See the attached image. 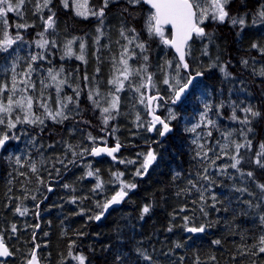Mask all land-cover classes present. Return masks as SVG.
<instances>
[{
	"label": "trees",
	"instance_id": "1",
	"mask_svg": "<svg viewBox=\"0 0 264 264\" xmlns=\"http://www.w3.org/2000/svg\"><path fill=\"white\" fill-rule=\"evenodd\" d=\"M263 1L232 0L228 5L230 15L244 16L246 26L242 31L239 25L232 26L227 21L217 24L208 20L203 25L205 31L212 34L207 51L212 52L215 59L202 54L204 44L201 40L194 38L190 42L192 48L191 55L187 56L188 62L193 72L200 71L203 75L196 81V89H191L179 106H172L176 119H170L173 126L171 134L161 141L158 136L150 134L146 126V112L142 119L140 117L145 125L144 138L134 135L122 137L120 142L111 140L122 144L118 156L123 159L128 160L133 155L131 150L127 151V146L136 145L135 155L152 151L156 160L147 172L141 167L142 175H136L138 169L133 166L129 183L136 187L127 189V196L107 211H103V205L115 195L114 188L121 179V170L125 168L126 173L131 162L114 163L110 159H95L91 155L95 139L98 136L103 138L107 130L102 123L96 125L102 122L103 116L88 99L83 81L78 96L77 91L70 93L67 88L60 89L62 95L72 97L70 106L76 109L60 123L45 118L43 125L22 122L9 130L7 120L15 121L16 116H23V112L13 106L5 124L0 125V134L6 132L16 137L7 142L6 150L0 151V233L13 253L3 264H28L37 246L41 264H79L75 258L78 256L85 257V264H264V253L259 252V248L264 246L259 243L264 236V224L259 219L264 215V200L261 198L264 193L258 187L264 184V169L255 164L259 145L264 143V76L260 75L264 69V55L252 47L255 43L263 48L264 24H252ZM102 2L91 0L90 6L96 10ZM68 3L69 7L65 8L61 0H52L47 8L38 10L43 0H24L22 13H6V28L0 24V40L4 30L12 37L19 34L23 38L17 40L7 54L0 53V87L7 85L11 89L13 72L3 61L13 52L15 74L18 71L28 72L30 64L33 69L29 79L35 88L29 85L25 92L33 99L35 115L44 114V109L39 106L41 102L51 108L50 101L57 94V83L48 77V71L59 73L64 70L62 65L65 67V63L59 60L56 45L52 43L54 36L58 39L56 31L82 35L92 27V21L76 16L73 0ZM235 4L238 10L233 12ZM125 7L129 8L128 12L123 10ZM142 11L148 13L150 9L145 5L132 8L125 0L110 3L105 16L112 22L109 24L111 32L133 28ZM52 13H55L54 28L45 31L43 20ZM141 33L148 47V60L145 62L138 58L141 64L146 65L147 74L154 78L159 47L165 50L166 61L176 64V57L157 41L158 38L149 39L148 35ZM42 38L49 41L44 50L37 47ZM51 53L55 54V64L49 61ZM38 54L44 58L32 62L31 57ZM196 57L207 60L206 65L197 64ZM244 60L248 61L247 65L242 63ZM213 64L216 66L213 67ZM68 65V71L79 76L83 74V65L74 58ZM166 65L165 62V78L169 79L172 68ZM221 66L227 68V72L231 71V75L225 77L219 70ZM186 75L182 70L181 76ZM16 79L19 80L18 77ZM162 93L169 102L172 94L167 89H162ZM11 94L9 90L4 91L0 102L5 104ZM47 95L50 96L49 101H45ZM205 103L211 105L212 111L207 115L215 122V127L202 125L197 129V133L205 134L200 140L204 150H213L208 152L207 161L196 155L200 151L192 143L196 134L187 130L199 122ZM221 103L224 107L217 111ZM235 104H239L240 108L252 106L261 113L251 124L253 131L247 138L251 147L241 148L237 156L241 160L237 168L245 174L249 182L247 185L232 177L237 175V169L230 167L226 156L228 146L232 147L228 142L229 133L232 134L237 127L230 118ZM236 111L241 113L239 108ZM140 114L141 111H138L137 116ZM125 117L118 118L120 122L116 128L120 129L117 130H125ZM209 130L212 131L211 137L206 136ZM69 145L72 151H68ZM213 159L215 164L211 163ZM59 160L64 163H59ZM33 164L37 169L35 173L31 171ZM205 167L212 183L199 178L204 175ZM89 171L92 176L87 175ZM248 172H252L253 176L249 177ZM190 180L204 190V201H201L197 188L189 184ZM97 184H100L99 188ZM49 188L52 191H48ZM212 195L216 197L215 202L211 199ZM213 203L215 207H212ZM17 206L22 210L27 208V213L23 216L17 213ZM145 206L149 207L147 214L143 213ZM201 207L207 215L201 212ZM102 212L101 218L96 220L95 216ZM184 217L189 218L188 226L204 225L205 231L187 232ZM13 224L15 232L12 231ZM216 240L220 244L213 243ZM178 244L180 247H177ZM145 255L150 259H144Z\"/></svg>",
	"mask_w": 264,
	"mask_h": 264
},
{
	"label": "snow or ice",
	"instance_id": "2",
	"mask_svg": "<svg viewBox=\"0 0 264 264\" xmlns=\"http://www.w3.org/2000/svg\"><path fill=\"white\" fill-rule=\"evenodd\" d=\"M119 0H103L102 5L94 10L91 7H89L88 0H74V7H75V14L78 17L87 19L89 15L96 17L98 20H100V23H103V17L105 16V10L109 7L110 3H118ZM126 4L130 5L132 8H136L137 6H143L147 5L150 11L148 12L147 16L145 17V30L148 34V38H158L159 42L163 44L164 46L171 48L175 51L176 56L178 57V60H176L175 69H176V77L175 84H171L169 79H164L163 83L165 85H168L169 88L173 89V95L170 98L172 104H177V102L181 101V97L185 96L189 92L190 89L195 90L197 87L196 81L198 77H201L203 75V72L196 71L193 72L190 66V63L186 60L187 56L191 55V48L192 42L195 39L199 40H205L207 39L209 42L212 40V34L207 33L205 31V28L202 26L206 23V21L211 20L213 23L217 24H224L226 21L229 22L232 26L239 25L241 28V31L246 26V21L244 16H237V15H230L228 5L232 3V0H125ZM243 2V0H242ZM24 0H0V24H3L6 28L7 26V20L3 19L6 16V13L17 11V14L19 13V9L23 6ZM52 3V0H43L42 5H38V10L43 7L47 8ZM61 3L65 8L69 7L68 0H61ZM51 11V9H49ZM125 12L129 11V8L125 7L123 9ZM247 15V13H245ZM55 13H52L47 19H44L43 22L46 25L45 31L48 29L54 28L55 20H54ZM43 19V17H42ZM253 25L257 24H264V4L259 6V10L255 14L253 20ZM170 26V30L166 32V29H168ZM17 27H25V25H18ZM128 32H131L133 35L128 36L125 33L124 29H121L120 35L128 41V44L135 43V46L141 50V53H145L147 51V48L145 46L146 42L139 40V33L136 32L135 28L127 29ZM97 32H101V29L98 27ZM41 37H43V33H40ZM23 39L22 36L17 34L15 37H12L9 35L7 30L3 31V39L0 41V53H7L9 49L12 47L14 43H16L17 40ZM74 41H69L67 45V51L65 52L66 56L72 55L71 45ZM53 46H55V42L53 41ZM96 43H99V39H97ZM49 44V41L47 39H41L37 43V47L39 48H46ZM253 48L259 50L262 55H264V49H261L257 44L252 45ZM80 55H78L76 58L83 61L85 59L84 57V49L85 45L84 43H80ZM203 55H208L207 52V46L205 45L203 51ZM136 53L134 51H130L127 46H124V51L121 53V59L120 64L123 65V69H118L120 72V75L123 76V80L120 79V76H116L114 79L109 81V84L115 86V92L118 93L123 90L124 88V81L129 80V77L132 75L140 76V84L138 87H136L134 90L139 92L140 88L144 87H152V75L147 74V67L142 66L138 69H132V67L129 65V60L133 59L135 57ZM43 59V55H34L31 57L32 62L37 61V59ZM63 58V57H62ZM143 60L146 62L148 60L147 55H143ZM243 64L247 65L248 61L244 60L242 61ZM166 64L168 67H172V61H166ZM213 67L216 65L213 64ZM15 67L16 65L13 64L12 66V86L11 89L7 88V85H4L3 87H0V94H2L5 90H9L12 94L7 97V105H4L2 102H0V114H8L11 115L13 111V106L15 105L16 108H19L21 112H23V116H16L15 121L12 119H8L6 126L9 130L16 127L17 123H28L30 125H36L44 124V119L49 118L54 123H60L65 119H68L69 116L66 114L64 109L67 108V104L62 103L58 100V107L56 110L51 109L46 103L41 102L39 106L44 109V114L41 115H35L33 113V99L32 97H21L18 100H13V96L15 93L19 90L21 92L25 91L28 86L30 85L33 89L35 88V85L32 84L31 80H24L21 81V83L25 84L24 89H18L17 88V79L15 74ZM183 70L184 73H186V76H181V71ZM220 72L224 74L225 77L229 76L230 74L226 71L225 67H220ZM33 71L31 64L29 65L28 72L23 73L25 77H29V74ZM60 71H63L61 69ZM99 71V70H97ZM147 74V78L145 80V75ZM261 76H264V69L260 72ZM58 73L54 72L53 70L48 71V77L56 81L57 80ZM87 79V77H85ZM59 83H64V81H59ZM60 89L57 87V92H59ZM79 93H77V96ZM97 95L99 93L97 92ZM111 96V100L107 101L109 106L103 107L101 114L104 117V123L107 124L108 120L113 118L111 116V112L113 110H118V102L119 97L116 96L114 93H109ZM27 100L26 110H25V104L24 100ZM68 102H72V97L66 98ZM88 99L93 102L94 105L99 107V101L95 100L93 98L92 93H89ZM148 105H151L153 100L162 99V97L159 96H149L146 98ZM141 103L145 102V98L142 97ZM241 104L243 101L240 102ZM78 107V103H77ZM224 107L223 103H221L217 107V111H219L220 108ZM205 111L200 115V120L196 124L192 125L191 128L187 129L188 131L196 134L195 139H193L192 143L196 144L197 147L200 149L196 153V155L203 161H207L208 159V152L213 151L212 149L204 150V145L200 143V140L204 138V133H197V129L201 128L203 125L204 127H215V122L208 118V112L212 111V107L210 104L205 103L204 104ZM239 108L240 111H242L245 115L243 119H240L236 116V110ZM107 114V115H105ZM261 116L260 111L254 110L252 106H246L243 108H240L239 104H235L232 107V115L231 119L233 121H239L241 124L247 125V132H252L253 129L251 127V124L254 119L259 118ZM43 117V118H42ZM169 117L170 119L174 120L176 119V115L169 110ZM139 119V117H137ZM5 124V118L4 116L0 115V125ZM161 125V128L156 129L155 125ZM148 131L155 130L159 136L164 137L167 133H169L172 129L169 125V120L167 119H161L159 116H156L153 114V119L149 123ZM242 134L245 136L244 143H235V149H236V156H231L230 159L234 161L230 165L231 168L239 169L237 168V165L241 163V160L237 158L239 156V150L244 147H251V141L247 139V135L242 130ZM231 135V133H229ZM207 137L212 136V131L209 130L206 133ZM16 137L10 136L8 133H2L0 134V150H6V144L9 140L14 139ZM91 139V137H89ZM120 145L117 144L116 147L108 149V148H94L91 152V155L97 156L100 155L101 152H106L107 155L113 156V153L118 151ZM224 147H227L225 145ZM68 151H72V146H68ZM201 153H203L201 155ZM73 155L75 156L76 153L73 151ZM257 159L255 160V164L260 167L261 169H264V159H261V157H264V143H261L259 145V151L256 153ZM115 158V157H113ZM219 158V157H217ZM156 160V155L154 152L149 151L144 156V159L142 161L141 167L144 170V172H147L148 168L153 164V162ZM16 162L20 163L19 156L16 157ZM59 163H64L63 160H59ZM74 163V161H72ZM123 163V161H121ZM212 164H215V160H211ZM31 171L35 173L37 171L35 164L31 166ZM59 170H57L58 172ZM208 169L207 167L204 168V175L200 176L199 178L205 181H208L209 183H212L210 177L207 175ZM88 176H92L93 173L89 171L87 173ZM120 174H118L119 176ZM136 175H142L141 171H137ZM247 175L249 177L253 176L252 172H248ZM39 180V177H37ZM43 183V181H40ZM189 184L192 186V188H197L196 183L193 181H189ZM67 187V185H65ZM100 187V184H97V188ZM135 184H123L120 191L116 192L114 196H112L111 200L108 201L103 205V211H107V209L113 205L120 203L124 197L127 196V191L125 189H132L135 188ZM258 187L261 189V192L264 193V184L258 185ZM48 191H52L51 188L48 189ZM197 191L200 192V199L201 201H204V190L197 188ZM251 195V193H250ZM264 199V196L261 197ZM35 199V197H33ZM211 199L215 202L216 197L215 195L211 196ZM258 206V205H257ZM212 207H215V203L212 204ZM201 212H204L205 215L207 213L205 212L204 208L201 207ZM15 211L19 213L20 215H25L28 211L27 208H24L23 210L21 207L17 206ZM149 212V207L145 206L143 208V213L147 214ZM96 215L95 219L99 220L101 218V215ZM188 217H184L185 220V229L189 233H203L205 231V226L201 225L199 227L196 226H188ZM262 224H264V215H261L259 217ZM12 231H16L15 224L12 225ZM171 231V228L169 229ZM215 244H220L219 240L213 241ZM260 245H264V236L260 238L259 241ZM38 247V246H37ZM177 247H180L178 244ZM259 252L264 253V246H261L259 248ZM13 255L3 243L2 240H0V257L7 258L9 256ZM79 264H85V257L78 256L75 257ZM144 259L148 260L150 257L147 255L144 256ZM214 259V257H213ZM28 264H38L37 257L35 250L32 252V259L28 262ZM198 264V262H197Z\"/></svg>",
	"mask_w": 264,
	"mask_h": 264
},
{
	"label": "rangeland",
	"instance_id": "3",
	"mask_svg": "<svg viewBox=\"0 0 264 264\" xmlns=\"http://www.w3.org/2000/svg\"><path fill=\"white\" fill-rule=\"evenodd\" d=\"M69 1V0H68ZM89 2V7L91 4V0H88ZM264 4V1L261 2V5ZM73 8L75 10L74 7V0H73ZM238 10V5L235 4L232 6V11L236 12ZM259 10V9H258ZM19 13H22L21 8L18 10ZM115 11V9L113 10ZM114 13V12H113ZM148 13L142 11L140 13V17L137 21V23L135 24V26H133V28H135L136 32L139 33V40L143 41L140 33L147 36V32L145 30V17L147 16ZM254 18V17H253ZM6 19V16L3 18ZM88 20L92 21V27L91 29H89L87 32H85L82 35H69L68 33H63L62 31H56V35L58 36V39L54 36L53 37V41L55 42V47L58 49V57L59 60H61L62 63H65V67L64 65L63 71H60L58 73L57 76V86L59 87V89L61 88H67L69 90V92L71 93L72 91H77V93L80 94V88H81V80L83 81L86 90L89 93H92L93 98L97 101H99V107H97L100 111H102L103 107L109 106V104L107 103V101L111 100V96L109 95V93H114L116 96L119 97V102H118V110H113L111 112V116L113 118L108 120V123L105 124L104 123V117L102 122H98L96 123V125H99L102 123L103 126L105 127V129L107 130V132H105L103 134V138L102 136H98V138H96V144L94 145V147H96L98 145L97 142H106L108 143L107 140H109L110 142H112V139H115V142L118 141L120 142V140L122 139V137L124 138H130L131 136H138L141 138H144V130H145V125L140 121V117L142 119V115L145 114L147 112V103L146 101L144 103H141V99L142 97L145 98V91L144 88H140V91L137 92L134 89L136 87L139 86L140 84V76L137 75H132L129 77V80L124 81V88L122 91L116 93L115 92V86L109 84V81L114 79L116 76H120V79L123 80V76L120 75V72L118 71V69H123V65L120 64V59H121V53L124 51V46H127L128 49L130 51H134L136 53L135 57L131 60H129V65L132 67V69H138L141 68L142 66H145L143 64L140 63L139 58H142L143 55H146L145 53H141V50L139 48H137L135 46V43L133 44H128V41L125 40L121 35L120 32H111L110 28V23H112L111 21H109V17L104 16L103 19V23H100V20H98L96 17H93L91 15H89V17L87 18ZM101 29V32H97V28ZM125 30V29H124ZM126 35L131 36L133 35L131 32H127V30H125ZM262 42L261 44L263 45L264 49V29L262 31ZM97 39H99V43H96ZM159 39H157L158 41ZM2 41V39L0 40ZM69 41H74L71 45V50H72V55L71 56H66L65 52L67 51V45ZM146 41V40H144ZM200 42H202L204 45L202 46L203 49L205 47V45L207 46V50H208V46L207 43L209 44V41L206 40H201ZM80 43H84L85 45V49H84V57L85 59L83 61L77 59L76 57L78 55H80V48L79 45ZM146 46V44H145ZM201 47V45H200ZM146 48L148 49V47L146 46ZM44 50V49H43ZM10 51V49H9ZM208 52V51H207ZM8 53V52H7ZM5 53V54H7ZM165 50L164 49H157V54H156V62H155V76L154 78L152 77V87L151 90L153 93H157V92H162V89H167L172 95H173V89H169L168 85H165L163 83L165 78ZM208 55L213 56V59H215L216 57L214 56V54L212 52H208ZM15 56V53H10L5 59H4V64L7 63V67L9 70H12V60ZM207 56V55H205ZM63 57V58H62ZM139 57V58H138ZM71 58H74L75 60H77L78 62H80L83 65V74L81 76L76 75L75 73H73L72 71H68L69 69V65L68 63L71 61ZM143 59V58H142ZM141 59V60H142ZM51 64H55L57 63V61L55 60V54L51 53L50 55V59H49ZM195 62L197 64H203L206 65L207 60H204L202 58H198L196 57ZM166 67H168L166 65ZM66 68V70H65ZM164 68V69H163ZM172 76L169 78V81L171 84H175V77H176V69H175V63H172ZM227 71V68H225ZM99 70V71H97ZM24 72L18 71V73L16 74V77L19 78V80L17 81V88L18 89H24L25 88V84L21 83V81H24L26 79H29V77H25L23 75ZM57 73V72H56ZM228 73L231 75V71H228ZM14 74V73H12ZM145 75V80L147 78V74ZM85 77H87V79H85ZM59 81H64V83H59ZM8 88V87H7ZM8 91V90H5ZM97 92L99 93V95H97ZM21 97H25L27 98V94L25 91L21 92V91H17L15 93V95L13 96V100H18ZM67 97H71L70 95H62L60 92H57L56 97L53 98L50 101L51 104V109L56 110L58 107V100L62 103L67 104V108L64 109V111L66 112L67 115L73 113L76 109L70 106V102L67 101ZM0 98L1 94H0ZM50 100V96L47 95V99L45 101H49ZM170 101V100H169ZM7 99H6V103H7ZM6 103L4 105H6ZM91 103L93 104V102L91 101ZM169 102L165 103L162 102L160 103V109L161 111L164 110L166 113V118L167 120H170L169 117V110L171 109V111L174 113L173 108L168 104ZM24 104H25V108L27 105V100H24ZM141 111L140 116H137V112ZM147 114V113H146ZM162 114L163 111H162ZM236 116L239 117L240 119H243L244 117V113L241 111V113H238L236 111ZM2 116H4L5 121L7 118V114H0ZM107 115V114H105ZM122 115H125L126 117L124 118V123H125V130H117L120 128H116V125L120 122L118 121V118ZM137 117H139V119H137ZM116 121V122H115ZM235 125L237 126L235 131L232 132L231 136L228 138V142L232 147L228 146V153H227V159L230 162V165L232 163H234V161L232 159H230L231 156H236V149H235V143H244L245 141V136L242 134V130H244V132L247 135V138L249 137V132H247V125L241 124L239 121H234ZM146 126H149V121L147 122ZM131 130V131H130ZM135 130V131H134ZM126 131H130L129 134H126ZM108 136V139H107ZM113 143V142H112ZM114 144V143H113ZM112 146V145H110ZM127 151L131 150L133 155L132 157H130L128 160L123 159L122 157H118L120 164H125V163H129L130 167L127 169V172L124 173L125 168H123L121 170V179L115 184V188L114 191L118 192L121 190L123 184L129 183L130 178L132 177V172H134V167L136 169H138L139 171H141V159H144L143 157L146 155V150H145V155L144 154H139V155H135L137 153V148L136 145H129L127 146ZM1 151V150H0ZM121 161H123V163H121ZM134 166V167H133ZM233 169V168H232ZM235 179H240V181L242 183H244L245 185L249 184V182L247 181V179L245 178V174L241 171H237V175L233 176ZM127 191V189H125ZM128 192V191H127ZM116 194V193H115ZM264 196V195H262ZM264 200V199H263ZM114 205V204H113Z\"/></svg>",
	"mask_w": 264,
	"mask_h": 264
},
{
	"label": "water",
	"instance_id": "4",
	"mask_svg": "<svg viewBox=\"0 0 264 264\" xmlns=\"http://www.w3.org/2000/svg\"><path fill=\"white\" fill-rule=\"evenodd\" d=\"M147 6V5H146ZM148 7V6H147ZM168 29H170V26H169V28ZM172 51H173V53L176 55V53H175V51L172 49ZM177 57V56H176ZM177 59H178V57H177ZM186 60H187V57H186ZM188 61V60H187ZM200 77H198L197 79H199ZM147 88H149V87H147ZM190 91H191V89L189 90V92L187 93V94H185V96H182L181 97V101H179V102H177V104H172V105H174V106H179L181 103H182V101L187 97V95L190 93ZM149 96H159V97H162V99H163V95L162 94H155V95H150V92H149V90L147 89V97H149ZM147 100V99H146ZM160 99H157V100H153L152 101V103H151V105H148V110H149V118L151 119V121H152V119H153V114L154 115H156V116H159L161 119H163L162 118V116L159 114V109H158V101H159ZM148 103V102H147ZM154 106H155V108H154ZM157 125H159V124H157ZM157 125H155V127L157 126ZM170 125V124H169ZM161 126V125H160ZM170 128L172 129L169 133H167L164 137H161V138H165V137H167L169 134H171L172 132H173V126L172 125H170ZM117 144H119V143H117ZM117 144H115V146H108V145H98V146H96V147H94V148H108V149H111V148H114V147H116V145ZM120 145V147H119V149H118V151H116V152H114L113 153V156H109V155H107V153L106 152H101L100 153V155H97V156H94V158L95 159H101V158H109V159H111L112 161H114V162H116L118 159L116 158V155H118L119 153H120V151H121V149H122V145L121 144H119ZM93 148V149H94ZM92 149V150H93ZM92 152V151H91ZM113 157H115V158H113ZM0 240H2V237H1V234H0ZM3 241V240H2ZM4 243V242H3ZM4 245L6 246V244L4 243ZM7 247V246H6ZM35 253H36V257H37V261H38V264H41L40 263V261H39V259H38V256H37V251H38V247H36L35 249ZM10 257V256H9ZM9 257H7V258H4V257H0V258H3V259H8ZM31 259H32V257H31ZM30 259V260H31Z\"/></svg>",
	"mask_w": 264,
	"mask_h": 264
},
{
	"label": "flooded vegetation",
	"instance_id": "5",
	"mask_svg": "<svg viewBox=\"0 0 264 264\" xmlns=\"http://www.w3.org/2000/svg\"><path fill=\"white\" fill-rule=\"evenodd\" d=\"M149 121L151 122L150 119H149ZM155 128H156V129H159V128H161V127H160L159 125H157ZM151 134L154 135V136H158V137H160V136L158 135V133H157L155 130H153V131L151 132ZM0 264H3V260H2V259H0Z\"/></svg>",
	"mask_w": 264,
	"mask_h": 264
}]
</instances>
